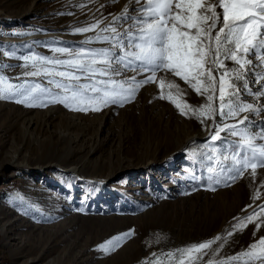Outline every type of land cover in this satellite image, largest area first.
Returning <instances> with one entry per match:
<instances>
[{
  "label": "rangeland",
  "instance_id": "374dc122",
  "mask_svg": "<svg viewBox=\"0 0 264 264\" xmlns=\"http://www.w3.org/2000/svg\"><path fill=\"white\" fill-rule=\"evenodd\" d=\"M125 5L138 7L129 0H0V71L9 82L40 84L58 92L48 83L50 77L25 75L34 69L31 64L25 67L21 58L35 54L68 59L52 49L109 47L85 43L99 29L85 34L74 30L97 20L104 28ZM128 26L117 25L120 31ZM133 75L126 71L117 79ZM161 77L178 84L183 101L191 106L206 102L171 73L160 72L158 80ZM249 86L259 88L254 77H249ZM168 91L165 88V96ZM159 96L158 84H148L123 107L86 113L61 104L26 107L0 100V264H150L157 258L161 264H173L163 254L224 237L238 222L234 218L259 211L264 205V168L257 169L255 178L249 169L231 186L207 190L206 169L199 162L203 158L193 154L206 151L211 121L202 124L185 117ZM243 99L264 104V97L257 101L245 93ZM241 115L249 116L255 130L264 126V113ZM194 136L197 139L187 144ZM237 139L227 137L229 143ZM147 158H158V163L138 168ZM16 160L23 167L13 166ZM129 165L135 166L120 169ZM72 167H80L81 174L67 171ZM111 171L113 176L107 178ZM258 223L229 237L217 259L264 237V224L257 230ZM130 231V237L122 238ZM110 240L120 246L98 250L101 245L111 247L106 245ZM220 244L223 240L212 248Z\"/></svg>",
  "mask_w": 264,
  "mask_h": 264
},
{
  "label": "snow or ice",
  "instance_id": "6c2138e0",
  "mask_svg": "<svg viewBox=\"0 0 264 264\" xmlns=\"http://www.w3.org/2000/svg\"><path fill=\"white\" fill-rule=\"evenodd\" d=\"M131 3L138 7L130 9L125 5L121 14L104 28H100L103 21L97 20L74 30L85 34L99 29L85 43L102 42L109 47L52 49L68 59L35 54L21 58L25 67L31 64L34 69L25 75L50 77L48 83L58 92L40 84L9 82L0 71V100H12L26 107L61 104L73 111L100 112L109 106L123 107L135 99L142 87L158 84L159 98H167L181 115H191L202 124L211 121L207 125L212 129L209 141L203 145L206 151L193 154L203 158L199 162L206 169L207 190H215L213 185L231 186L249 169L255 178L257 169L264 168V144L257 143L264 140V126L255 130L249 116L241 114L264 113V104L243 99L245 93L257 101L264 97V0H129ZM123 22L129 26L120 31L117 25L122 27ZM226 61L238 67H229ZM257 68L261 70L255 71ZM126 71L135 75L117 79ZM160 72L178 77L204 96L206 102L199 107L184 102L179 85L163 77L158 80ZM145 73V78L137 79ZM250 76L259 85L255 91L249 86ZM165 88L169 90L166 96ZM172 89L177 90L176 94ZM229 120L236 122L228 123ZM227 137L238 139L229 143ZM20 200L23 202V197ZM258 207L259 211L242 219L234 218L238 222L226 236L163 255L173 264H264V237L235 255L217 259L236 231L243 232L257 220V230L264 224V205ZM131 234L124 233L122 238ZM221 240L223 244L213 249L212 245ZM106 245L111 247L101 245L98 250L114 251L120 246L112 240ZM209 252L211 256L203 261ZM150 264H161V260L157 258Z\"/></svg>",
  "mask_w": 264,
  "mask_h": 264
},
{
  "label": "bare ground",
  "instance_id": "6f19581e",
  "mask_svg": "<svg viewBox=\"0 0 264 264\" xmlns=\"http://www.w3.org/2000/svg\"><path fill=\"white\" fill-rule=\"evenodd\" d=\"M53 114L55 115V112L53 113V112H51V115L50 116H53ZM35 119V118H34ZM47 121V120H46ZM38 122H37V120L35 121V124H37ZM47 123V122H46ZM197 139V137H188L187 138V140H186V143L188 144V143H191L192 141H194V140H196ZM185 142V141H184ZM149 152V151H148ZM147 153V152H146ZM158 158H147V159H145V160H143V162L141 163V164H139L138 165V168H142V169H150L153 165H155V164H157L158 163ZM83 165H81V166H84L85 165V163H82ZM125 164V163H124ZM12 165L13 166H16V167H23V165L21 164V163H17V160L16 161H13L12 162ZM80 166V167H81ZM133 166H135V165H129V166H127V167H120V169H126V168H131V167H133ZM80 167H72V168H70L69 170H67V171H69L70 173H73V174H76V175H80L81 174V169H80ZM113 172L114 171H111V172H109L108 173V175H107V178L108 177H111V176H113ZM100 185L101 186H103L104 187V184H103V182H100Z\"/></svg>",
  "mask_w": 264,
  "mask_h": 264
}]
</instances>
